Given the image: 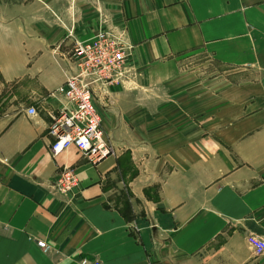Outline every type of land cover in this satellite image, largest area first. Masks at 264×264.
I'll use <instances>...</instances> for the list:
<instances>
[{
    "label": "crops",
    "instance_id": "obj_1",
    "mask_svg": "<svg viewBox=\"0 0 264 264\" xmlns=\"http://www.w3.org/2000/svg\"><path fill=\"white\" fill-rule=\"evenodd\" d=\"M99 31L126 58L93 87L113 150L93 165L53 157L47 131ZM248 235L264 241V0H0V264H264Z\"/></svg>",
    "mask_w": 264,
    "mask_h": 264
},
{
    "label": "built area",
    "instance_id": "obj_2",
    "mask_svg": "<svg viewBox=\"0 0 264 264\" xmlns=\"http://www.w3.org/2000/svg\"><path fill=\"white\" fill-rule=\"evenodd\" d=\"M125 58L126 48L108 31H99L88 41L74 43L71 59L76 72L49 95L61 101L58 112L50 116L47 131L53 157L74 147L89 163L96 165L113 154L104 138L101 117L94 103L93 87L98 83L118 82L124 74ZM27 114L34 116L36 110L30 108ZM75 184L73 169L64 168L54 187L65 194ZM246 241L256 255L264 252V241L252 235H248Z\"/></svg>",
    "mask_w": 264,
    "mask_h": 264
},
{
    "label": "rangeland",
    "instance_id": "obj_3",
    "mask_svg": "<svg viewBox=\"0 0 264 264\" xmlns=\"http://www.w3.org/2000/svg\"><path fill=\"white\" fill-rule=\"evenodd\" d=\"M175 73H181V74H186V60L183 62H180L177 67H175ZM181 84H186V80L183 82H180ZM160 100L165 101L166 97L160 98Z\"/></svg>",
    "mask_w": 264,
    "mask_h": 264
}]
</instances>
